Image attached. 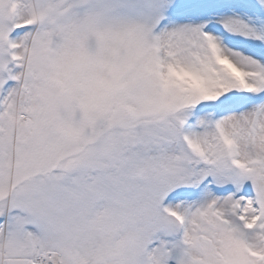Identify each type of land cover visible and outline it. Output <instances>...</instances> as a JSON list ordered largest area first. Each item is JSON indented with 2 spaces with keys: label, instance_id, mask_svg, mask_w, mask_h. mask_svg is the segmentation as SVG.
Wrapping results in <instances>:
<instances>
[{
  "label": "snow or ice",
  "instance_id": "6c2138e0",
  "mask_svg": "<svg viewBox=\"0 0 264 264\" xmlns=\"http://www.w3.org/2000/svg\"><path fill=\"white\" fill-rule=\"evenodd\" d=\"M0 264H264V0H0Z\"/></svg>",
  "mask_w": 264,
  "mask_h": 264
}]
</instances>
